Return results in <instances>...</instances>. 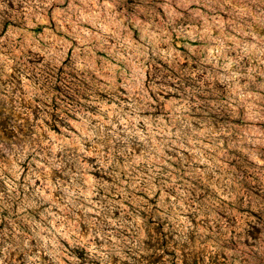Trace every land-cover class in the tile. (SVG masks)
<instances>
[{"label":"rangeland","instance_id":"1","mask_svg":"<svg viewBox=\"0 0 264 264\" xmlns=\"http://www.w3.org/2000/svg\"><path fill=\"white\" fill-rule=\"evenodd\" d=\"M0 264H264V0H0Z\"/></svg>","mask_w":264,"mask_h":264}]
</instances>
